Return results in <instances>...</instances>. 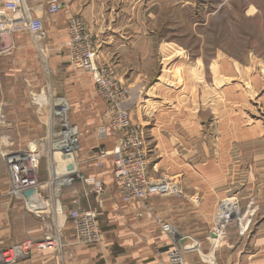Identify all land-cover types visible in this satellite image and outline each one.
<instances>
[{"label":"crops","instance_id":"obj_1","mask_svg":"<svg viewBox=\"0 0 264 264\" xmlns=\"http://www.w3.org/2000/svg\"><path fill=\"white\" fill-rule=\"evenodd\" d=\"M45 1L29 0L28 5L34 17L42 21V36L48 56L22 54L25 57L22 59L23 68L25 73L37 74L38 63L43 68L44 59L48 70L50 68L55 76L63 71V80L58 81L57 86L53 83L52 92L68 102L71 119L83 139L82 145L87 147L89 139L92 144L85 153L74 155L72 166L77 172L79 167L82 175L94 178L103 186V193L97 196L78 194L79 203L73 202L72 208L94 209L101 241L93 246L77 245L72 237V225H69L70 229H66L57 249H32L27 257L8 264H167L172 241L160 230L161 223L171 225L179 238L187 239L182 244L178 243L185 264H264V119L253 118L247 113L248 118L234 115V119L221 120L220 116L213 117L209 130L202 131V136L207 139L202 147H199L195 132L184 131L181 126L178 131L172 126L166 127L170 137L164 138L163 151H159L160 145L154 139L153 126L148 129L152 138L145 142L148 176L152 180L166 176L179 185L181 196L124 203L113 180L110 153L116 145V136L109 134L103 140L94 138L103 104L90 76L73 73L78 68L71 65L66 50L67 24L70 17L77 15L97 38V60L105 63L101 59L102 51L109 38L106 37L109 27L118 19L116 9L119 5L109 4L108 0H58V13L49 15ZM38 57L42 58L43 64ZM256 74L261 80V69ZM263 86L264 83L261 89ZM39 88L27 84L24 95L20 96L11 88L0 86V105H35L37 99L33 95ZM263 98L264 95L260 94L258 103L264 107ZM138 103V98L130 97L126 106L135 104L137 107ZM77 109L79 116L75 112ZM11 146L10 142L4 144L0 151V250L15 242L18 233L22 239L39 240L51 228L42 217L37 218V208H44L38 201V194L27 200L30 201L28 206L7 194L8 177L3 155L13 151ZM98 149L108 153L101 168L94 160ZM89 160H94V163ZM224 199L236 202L245 214L246 225L237 228L235 224H229L227 239L220 243L221 246L211 249L207 236L216 207Z\"/></svg>","mask_w":264,"mask_h":264},{"label":"rangeland","instance_id":"obj_2","mask_svg":"<svg viewBox=\"0 0 264 264\" xmlns=\"http://www.w3.org/2000/svg\"><path fill=\"white\" fill-rule=\"evenodd\" d=\"M48 1L51 0L45 1V8ZM2 2L0 0V4ZM111 2L118 3L121 10L116 9L118 19L109 27L106 35L109 38L101 57L105 63H101L111 67L115 78L129 89L128 100L130 97L139 99L137 107L129 104L127 108V100L124 108L131 117V123L146 133L145 142L152 138L148 129L155 126L152 134L160 145L159 151H163L164 138L170 137L166 127L172 126L178 131L181 126L184 131L195 132L199 147H202L207 140L202 131L209 130L213 117L220 116L221 120L234 119L236 115L248 118L247 113L253 118L264 119V107L258 103L259 95H264V86L261 89L264 83V0H108L109 4ZM29 9L34 17L31 7ZM71 19H77L84 25L86 33L91 36L90 43L97 51V38L83 19L75 15L70 17L68 24ZM38 35L31 36L27 30L18 28L2 40L0 86L9 87L20 96L24 95L27 84L38 86L41 90L33 95L37 99L35 105H0V151L4 144L10 142L12 150L31 148L39 152L38 181L43 191L37 198L44 208L35 209L37 214L42 211L37 218L42 217L53 231L59 229L63 240V234L71 225L62 219L65 211L73 207V202L79 203L78 194L90 196L93 193L82 179L60 186L59 194L56 193V183L52 182V156L48 141L58 131L52 110L55 101H65L67 105L68 102L53 94L51 89L53 83L57 86L58 81L63 80L62 70L55 76L50 68L48 70L47 61L41 58L44 66L42 68L38 63L37 74L25 73L22 63L25 57L22 54L30 56L33 53L41 57V46L43 55H47L43 30ZM67 43L66 38L68 51ZM260 69L263 72L261 80L256 74ZM73 73L88 75L81 69H75ZM99 100L103 110L94 138L103 140L98 138L97 133L104 125L106 105L101 98ZM75 112L79 116L80 111L77 109ZM71 115L72 112H68L71 125L76 127ZM78 139L76 155L92 148L90 139L87 147L82 145L79 133ZM95 156L97 166L99 160ZM57 158L61 161L59 156ZM94 160L89 161L93 164ZM78 173L84 176L79 167ZM56 202L59 205L57 215L54 211ZM227 236L226 231L221 243ZM25 240L18 233L17 240L4 249ZM25 257H17L10 263Z\"/></svg>","mask_w":264,"mask_h":264},{"label":"built area","instance_id":"obj_3","mask_svg":"<svg viewBox=\"0 0 264 264\" xmlns=\"http://www.w3.org/2000/svg\"><path fill=\"white\" fill-rule=\"evenodd\" d=\"M59 8V3L51 0L47 3L46 12L54 15L58 13ZM18 28L27 30L31 36L39 37L43 24L41 19L31 16L27 0H3L0 6V52L4 45V41L2 45L1 41ZM67 40L71 65L90 76L98 97L106 105L103 115L104 125L99 129L97 136L100 139L107 138L109 134L116 136V145L110 154L114 185L122 201L124 203L134 200L146 202L156 197L181 196L179 185L166 176L161 175L155 180L149 178L148 150L144 130L131 123L129 113L124 108L128 100V90L115 78L111 67L97 60V51L90 43L91 36L86 33L84 25L79 20H70ZM68 112L69 108L65 101L54 105L53 117L56 119L58 131L53 133L48 141L52 156V163L49 162L51 166L58 164L54 158V152L60 153L63 158L68 155L74 156L79 148L78 130L71 125ZM96 155L99 160L97 166L101 168L102 161L108 153L104 149H98ZM3 159L8 177L7 194L15 200L24 201L27 206L30 201L24 198L23 192L33 189L41 197L43 187L38 181L41 159L39 152L31 148L16 149L4 153ZM66 166L70 167L71 164ZM68 178V185L74 179H82L90 186L95 196L103 193L102 184L94 178L79 176L77 171L71 173ZM28 210L33 212L31 209ZM62 219L64 223L68 222L72 225V237L77 245L93 246L100 243L101 230L97 224V215L91 209L71 208L65 211ZM231 223L243 228L246 225L245 214L234 200L224 199L216 207L213 224L207 236L211 249H216L220 245ZM160 230L172 241V246L167 253V264H185L182 250L178 246L177 231L167 223H161ZM61 242L59 229L53 231L50 228L37 241L27 239L18 245L0 250V263L8 264L17 257L28 256L33 247L37 250H55Z\"/></svg>","mask_w":264,"mask_h":264},{"label":"bare ground","instance_id":"obj_4","mask_svg":"<svg viewBox=\"0 0 264 264\" xmlns=\"http://www.w3.org/2000/svg\"><path fill=\"white\" fill-rule=\"evenodd\" d=\"M39 44V43H38ZM38 46V45H37ZM39 49L41 52V54L43 55V48H41V46H39ZM61 101H55V105H58ZM68 106V105H67ZM53 111V110H52ZM51 111V112H52ZM53 116V115H52ZM51 120V118H50ZM53 124V123H52ZM55 124V123H54ZM77 128V127H76ZM78 130V129H77ZM79 144V143H78ZM56 150V149H55ZM57 156H60L59 159H61V161L57 160ZM51 158V157H50ZM54 158L59 162L58 164H55V165H52V176H53V180L52 182L53 183H56L55 187H56V191L59 192V187L60 186H67L69 184V175L71 173H74V171L76 172V168H73V163L75 158L73 156V160H69L67 159L65 156H63V158H61V154L60 153H57V152H54ZM63 159V160H62ZM67 164H71V166H66ZM68 175V177H67ZM37 194V193H36ZM59 194V193H58ZM58 202V201H57ZM55 204V215H57V213L59 212V209H58V204ZM56 219V218H55ZM60 226V225H59ZM58 226V227H59Z\"/></svg>","mask_w":264,"mask_h":264},{"label":"water","instance_id":"obj_5","mask_svg":"<svg viewBox=\"0 0 264 264\" xmlns=\"http://www.w3.org/2000/svg\"><path fill=\"white\" fill-rule=\"evenodd\" d=\"M66 158L69 159V160H73V155H68V156H66ZM35 195H36V192L33 189H30V190H27V191L23 192V196H24V198L26 200H31ZM177 240H178L179 244H182L187 239H183V238L181 239V238L178 237Z\"/></svg>","mask_w":264,"mask_h":264}]
</instances>
